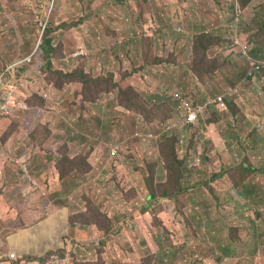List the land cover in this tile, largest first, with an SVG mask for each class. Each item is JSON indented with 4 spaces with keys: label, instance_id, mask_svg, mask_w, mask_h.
<instances>
[{
    "label": "rangeland",
    "instance_id": "obj_1",
    "mask_svg": "<svg viewBox=\"0 0 264 264\" xmlns=\"http://www.w3.org/2000/svg\"><path fill=\"white\" fill-rule=\"evenodd\" d=\"M233 31L264 60V0H0V264L18 230L36 264H257L264 79ZM208 93L185 123L172 97Z\"/></svg>",
    "mask_w": 264,
    "mask_h": 264
},
{
    "label": "crops",
    "instance_id": "obj_2",
    "mask_svg": "<svg viewBox=\"0 0 264 264\" xmlns=\"http://www.w3.org/2000/svg\"><path fill=\"white\" fill-rule=\"evenodd\" d=\"M187 4V3H185ZM235 8V6H234ZM236 10V8H235ZM237 12V11H236ZM242 12V11H241ZM237 19V17H235ZM199 22H202V19L199 18L198 19ZM244 40V43H249L251 46L252 44L245 38V36L242 38ZM247 40V41H246ZM238 48L234 47V50L231 52L235 53L237 52ZM245 75H244V83H248L250 81H252L254 84L257 83H261V79H264L263 76L261 75H255V76H248L247 75V71L245 70ZM228 87V86H227ZM225 86V89L227 90V88ZM245 102V100H244ZM261 155H264V151H262ZM246 168V167H245ZM262 185L264 186V178H262ZM264 216V215H263ZM208 218H213V216H209ZM177 222H181V220L177 217L176 218ZM218 222H220L219 220H216ZM37 237V233L36 232H30L27 230H18L17 232H14L10 235V238H8V244L10 245L11 250L15 251V254L18 256L19 259H21L23 261V264L27 263V264H36L38 263L37 261H35L33 258L31 257H35L40 253L43 249L41 248L40 245H38L39 242V236ZM56 237V232H53V234L51 233V235H43L41 234V240H45V242H53L54 238ZM34 238L35 241H34ZM257 264H264V223H262L261 225L259 224L258 227V234H257ZM56 247L51 248V247H47L45 249L44 252H47L50 254L49 251L51 250H55ZM29 259L26 261V259Z\"/></svg>",
    "mask_w": 264,
    "mask_h": 264
},
{
    "label": "built area",
    "instance_id": "obj_3",
    "mask_svg": "<svg viewBox=\"0 0 264 264\" xmlns=\"http://www.w3.org/2000/svg\"><path fill=\"white\" fill-rule=\"evenodd\" d=\"M241 10L237 9V12H240ZM234 45L238 48L240 54L243 56L248 57V50H249V44L244 43V41L237 35L235 34V37L233 39ZM30 60V59H29ZM264 69V61H254L251 60V66L250 69L248 70L247 75L248 76H255L257 72H260ZM3 80H4V74L0 75V91L2 89L3 85ZM178 100H182L183 98L180 95H176ZM223 96H214V97H207L203 101H195V100H188L186 101L184 98V105H185V111L186 115L185 116V123L190 124V125H196V123L199 121L200 116L202 117L205 110L208 108H212V106H215L217 104H220V106H224L223 103ZM24 171H27V168H23ZM35 184V182H33ZM11 259H17L16 254L12 253L9 256Z\"/></svg>",
    "mask_w": 264,
    "mask_h": 264
},
{
    "label": "trees",
    "instance_id": "obj_4",
    "mask_svg": "<svg viewBox=\"0 0 264 264\" xmlns=\"http://www.w3.org/2000/svg\"><path fill=\"white\" fill-rule=\"evenodd\" d=\"M240 2H241V4L243 5V6H245V5H247L251 0H239ZM240 5V4H239ZM242 6L240 5V8H241ZM235 9V8H234ZM241 12H236L235 11V17H237L238 18V16H239V14H240ZM202 29L201 28H199V31H200V34L199 35H196V39L197 40H199V39H205L206 37H207V39H205V41H207L208 42V44L205 42V48H207V46L208 47H210V46H213V45H215V44H217V43H220V42H223V45H225V41H226V39L223 37L224 35H217L216 33H212V31H208V33H203L202 31H201ZM47 33H48V31H46L45 33H44V35H43V37H42V41L44 42V43H46V47L44 48V49H42V51L44 52V55H43V59H44V67L46 68V69H50V67H51V57H50V53H51V51H52V49H53V47L51 46V39L50 38H46V35H47ZM235 34H237L241 39L244 37V35L243 34H241V33H239L238 31H236V32H234L233 31V33H231V36L229 37V40H230V46H231V50L233 51L234 50V44H233V38H234V36H235ZM243 40V39H242ZM244 41V40H243ZM247 41V40H246ZM252 47L253 46H251V48H250V52H251V50H252ZM217 65V64H216ZM246 73H245V69H244V75H245ZM263 75V77H264V69L258 74V75ZM261 75V76H262ZM241 76V75H240ZM173 106V105H172ZM173 107H175V106H173Z\"/></svg>",
    "mask_w": 264,
    "mask_h": 264
},
{
    "label": "clouds",
    "instance_id": "obj_5",
    "mask_svg": "<svg viewBox=\"0 0 264 264\" xmlns=\"http://www.w3.org/2000/svg\"><path fill=\"white\" fill-rule=\"evenodd\" d=\"M241 12V11H240ZM235 37V36H234ZM234 39V38H233ZM234 44V43H233ZM249 44V43H248ZM235 46V45H234ZM236 47V46H235ZM237 48V47H236ZM250 48H251V45L249 44V50H248V57L247 56H243L242 54H240V52H239V50H237V53L241 56V57H244V59H246L249 63H250V66H251V60H254V61H264V60H262V59H256V58H254L253 56H251V54H250ZM250 66H249V68H248V70L250 69ZM248 70H247V73H248ZM261 72V71H260ZM260 72H257L256 73V76L260 73ZM228 90L229 89H225L224 88V90L223 91H226V92H228ZM176 95H179V94H176ZM219 95H222L221 93L220 94H210V93H208L206 96H204L200 101H203V100H205L207 97H214V96H219ZM183 99L182 100H178L180 103H183L184 104V98H185V100L186 101H188V100H194L192 97H186V96H183V95H180ZM223 96V95H222ZM195 101H197V100H195ZM199 101V100H198ZM214 107H219V105L217 104V106H212V108L211 109H213ZM210 109V108H209ZM184 110H185V108H184ZM185 116H187L186 115V111H185V115H184V119H185ZM200 118H201V116H200ZM12 253H14L15 254V252H12ZM11 253V254H12ZM10 256V255H9ZM17 256V255H16ZM10 258V257H9ZM19 258H18V256H17V259H15V260H18Z\"/></svg>",
    "mask_w": 264,
    "mask_h": 264
},
{
    "label": "flooded vegetation",
    "instance_id": "obj_6",
    "mask_svg": "<svg viewBox=\"0 0 264 264\" xmlns=\"http://www.w3.org/2000/svg\"><path fill=\"white\" fill-rule=\"evenodd\" d=\"M172 99L174 100V101H177L178 100V98L177 97H172Z\"/></svg>",
    "mask_w": 264,
    "mask_h": 264
}]
</instances>
